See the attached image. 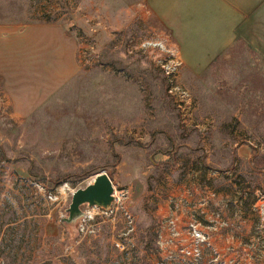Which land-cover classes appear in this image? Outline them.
Returning a JSON list of instances; mask_svg holds the SVG:
<instances>
[{"label": "rangeland", "instance_id": "rangeland-1", "mask_svg": "<svg viewBox=\"0 0 264 264\" xmlns=\"http://www.w3.org/2000/svg\"><path fill=\"white\" fill-rule=\"evenodd\" d=\"M151 11L148 0H0V37L33 23L61 31L40 48L12 41L0 65V264H264V57L240 42L187 71ZM55 38L76 43V71H55ZM99 172L114 205L70 218L73 192ZM189 187L205 212L195 263L156 241Z\"/></svg>", "mask_w": 264, "mask_h": 264}, {"label": "crops", "instance_id": "crops-1", "mask_svg": "<svg viewBox=\"0 0 264 264\" xmlns=\"http://www.w3.org/2000/svg\"><path fill=\"white\" fill-rule=\"evenodd\" d=\"M148 4L170 33L187 71H207L240 42L264 57V0H148ZM52 30L58 35L61 33L50 24L33 23L10 34L14 37H0V65L6 63V48L12 41L15 46H22L24 42L38 38L37 48H40L38 43H44L46 33ZM59 39L51 40L46 46L48 49L53 47L55 71H76V43L62 46V39ZM2 68L0 66V70ZM39 89L36 85V100L41 96Z\"/></svg>", "mask_w": 264, "mask_h": 264}, {"label": "built area", "instance_id": "built-area-1", "mask_svg": "<svg viewBox=\"0 0 264 264\" xmlns=\"http://www.w3.org/2000/svg\"><path fill=\"white\" fill-rule=\"evenodd\" d=\"M202 187V184H200ZM207 187V186H203ZM114 200L105 209H111L115 203V190H114ZM172 205L170 208V214L168 209V214L165 216L163 221V230L157 231V243L160 250L166 254L169 258V251L172 252L171 248H178L180 245L182 247L181 251L188 258L190 262H198L202 257V244L205 242V235L202 232L199 221L194 219L195 212L199 214H204V210L201 208L203 202H201L200 192L197 187H189L184 196H181L179 200L177 198L172 200ZM181 206V207H180ZM103 208V209H104ZM186 215H191V219L184 224L191 236L195 239V242L185 236L182 226L183 220ZM129 216V214H128Z\"/></svg>", "mask_w": 264, "mask_h": 264}, {"label": "water", "instance_id": "water-1", "mask_svg": "<svg viewBox=\"0 0 264 264\" xmlns=\"http://www.w3.org/2000/svg\"><path fill=\"white\" fill-rule=\"evenodd\" d=\"M114 185L112 179L106 172L96 174L92 182L84 188L73 192L72 202L69 207V216L73 218L81 213V205L89 203L108 207L114 200Z\"/></svg>", "mask_w": 264, "mask_h": 264}, {"label": "flooded vegetation", "instance_id": "flooded-vegetation-1", "mask_svg": "<svg viewBox=\"0 0 264 264\" xmlns=\"http://www.w3.org/2000/svg\"><path fill=\"white\" fill-rule=\"evenodd\" d=\"M235 177H236V179L238 180V181H242V182H240V184L242 185V183L244 182L243 180H242V177H241V175H235ZM247 184L250 182L249 180L248 181H245ZM245 188H246V193H248V191H250V193L249 194H252L253 193V186L252 185H246L245 186Z\"/></svg>", "mask_w": 264, "mask_h": 264}, {"label": "bare ground", "instance_id": "bare-ground-1", "mask_svg": "<svg viewBox=\"0 0 264 264\" xmlns=\"http://www.w3.org/2000/svg\"><path fill=\"white\" fill-rule=\"evenodd\" d=\"M160 44H161V43H160ZM162 46H163V45H162ZM61 189H62V191H64V190H65V188H64V187H62Z\"/></svg>", "mask_w": 264, "mask_h": 264}]
</instances>
